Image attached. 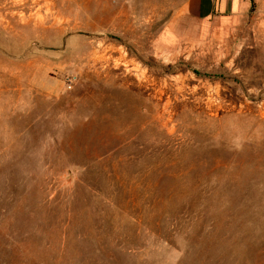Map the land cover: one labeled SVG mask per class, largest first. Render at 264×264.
I'll return each instance as SVG.
<instances>
[{
	"label": "rangeland",
	"instance_id": "1",
	"mask_svg": "<svg viewBox=\"0 0 264 264\" xmlns=\"http://www.w3.org/2000/svg\"><path fill=\"white\" fill-rule=\"evenodd\" d=\"M185 1L0 0V264H264V0Z\"/></svg>",
	"mask_w": 264,
	"mask_h": 264
},
{
	"label": "crops",
	"instance_id": "2",
	"mask_svg": "<svg viewBox=\"0 0 264 264\" xmlns=\"http://www.w3.org/2000/svg\"><path fill=\"white\" fill-rule=\"evenodd\" d=\"M252 0H187L157 32L160 47L221 40L233 34Z\"/></svg>",
	"mask_w": 264,
	"mask_h": 264
}]
</instances>
